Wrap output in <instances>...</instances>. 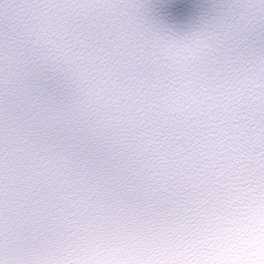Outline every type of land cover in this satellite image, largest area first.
<instances>
[{
	"label": "snow or ice",
	"instance_id": "1",
	"mask_svg": "<svg viewBox=\"0 0 264 264\" xmlns=\"http://www.w3.org/2000/svg\"><path fill=\"white\" fill-rule=\"evenodd\" d=\"M0 264H264V0H0Z\"/></svg>",
	"mask_w": 264,
	"mask_h": 264
}]
</instances>
